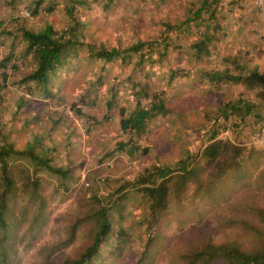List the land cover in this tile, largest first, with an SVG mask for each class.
<instances>
[{
	"label": "rangeland",
	"instance_id": "obj_1",
	"mask_svg": "<svg viewBox=\"0 0 264 264\" xmlns=\"http://www.w3.org/2000/svg\"><path fill=\"white\" fill-rule=\"evenodd\" d=\"M34 2L0 0V29L19 24L35 27L44 21L63 29L74 15L83 24L84 40L120 47L138 38H155L159 47L164 46L159 40L164 24L175 26L196 4L194 0H42L35 10ZM71 3L73 15L66 11ZM214 19L217 28H209L212 39L206 56H195L190 47L201 38L204 24L170 29L165 53L155 46L148 51L151 60L145 58L141 65H135L136 54L102 63L90 58L81 45L51 76L48 97L35 93L29 83H20L30 64L29 54L18 58L16 70L12 69L15 59L0 65V142L7 135L22 149L38 139L54 161L70 160L72 165L64 181L56 174L42 173L41 213L36 211L39 196L16 194V205L23 212L9 230L10 240L0 245L11 257V248L16 249L15 264H58V259L76 253L89 240V229L85 224L66 242L68 226L87 205L89 193L104 194L153 166L172 164L187 155L190 163L199 157L196 179L177 191L176 177L168 183V207L149 230L147 221L141 220L148 211L147 200L135 187L125 186L127 221L122 224L130 237L120 242L119 250L108 247L105 260L95 264H134L148 232L154 240L140 264H179L180 250L185 252L209 238L255 249L264 237V146L250 140L255 124L264 118V105L241 122L232 115L223 118L218 111L227 100L253 98L252 92L220 73L224 67L233 73L240 68L264 70V6L260 11L253 0H221ZM12 38L0 34V60ZM14 45L17 55L23 48L18 35ZM251 45L259 50L257 56L251 55ZM210 71L216 80L209 78ZM136 99L141 107L159 101L162 108L146 118L139 134H130L120 129L119 112L122 108L123 116L132 114ZM226 126L231 129L217 135ZM211 130L216 131V139L244 147L238 153L226 147L222 160L233 166L222 173L207 165L222 164L221 159L208 163L206 155L200 158ZM26 161L18 164L30 167ZM214 264L226 263L219 259Z\"/></svg>",
	"mask_w": 264,
	"mask_h": 264
},
{
	"label": "trees",
	"instance_id": "obj_2",
	"mask_svg": "<svg viewBox=\"0 0 264 264\" xmlns=\"http://www.w3.org/2000/svg\"><path fill=\"white\" fill-rule=\"evenodd\" d=\"M42 0H35V10ZM78 2L80 0H70ZM112 0H107L111 2ZM193 9H189L188 14L183 20L174 24H164L165 30L159 40L164 46L158 45L155 38H138L133 42H129L125 46H108L106 43L99 41L97 44L84 40V35L81 31L83 24L79 19L74 17L72 9L73 3L66 7V11L73 16L71 22L63 29H56L50 22L44 21L43 24L35 27L26 26L24 24L14 25L13 28L7 29L5 27L0 29V34H9L13 38L11 40L7 54L0 60V65L6 66L11 60L12 69L16 70L18 65V58L22 60L27 54L30 55V64L25 73L20 77V83H29L30 89L35 93H43L46 97L52 95L51 76L56 72L57 67L61 65L71 53H74L81 45L87 50L90 58L98 59L102 63L111 60L123 61L125 57H131L136 54L138 57L135 65H141L145 58L151 60V52L156 46L159 50L162 49L161 54L165 53L167 48V33L170 29L179 30L181 28H188L190 25L199 27L203 25L205 28L201 38H197L190 43V47L195 56H206L210 53L209 42L212 39L209 33V28L212 27L214 31L216 24H213L215 10L220 4L221 0H194ZM47 10L52 8V4L48 3ZM192 23V24H191ZM215 23V22H214ZM82 34H81V33ZM17 35L23 42V48L19 54L14 53V42ZM159 53V52H158ZM17 57V58H16ZM229 60H224L227 63ZM220 76L226 77L232 82L239 83L243 90L253 93V98L230 99L221 104L219 107V115L223 118L229 116L237 117L238 121H243L245 116L251 115L260 105H264V70H258L256 67L240 68L239 72L233 73L227 69L222 70ZM209 78L214 81L217 78L214 72L210 71ZM222 78V77H220ZM33 92V91H32ZM33 92V93H34ZM110 106V103H107ZM136 110L132 114L123 116V110L120 109L119 125L120 129L127 131L130 134H139L144 128L147 117L153 116L154 112L162 108V103H151L149 107H141L140 102L136 99ZM80 111L78 108H76ZM161 111V110H160ZM216 131L211 130L208 136V144L200 150V158L207 156L206 162L214 163L215 160L223 159L221 155L226 153V147L229 146L233 153H238L244 147L234 146L233 144L215 138ZM0 142V245L7 243L10 240V232L13 223L23 212L17 207L15 201L16 194H34L39 196L36 211H42L44 202L40 192L42 191V173L56 174L61 181L65 180L68 174L71 173V161L65 164L54 161L53 156L49 154L48 147L40 145L38 139L27 142L26 146L18 149L15 142L2 135ZM128 145V142H125ZM39 147V150L35 148ZM123 146V143L119 144ZM231 151V152H232ZM190 155L177 160L172 164H165L162 166H153L150 170H145L143 174L132 178L131 181H124L117 185V187L110 188L104 194L96 195L89 193L87 196L88 203L80 211L76 212L72 223L68 226V233L66 242L72 240L77 230L87 224L89 229V240L76 253L70 256H65L58 259V264H95V260L104 261L106 258V249L112 246L113 250L121 249L120 242L128 241L130 234L126 230L127 226H123L122 222L127 219L123 211V198H126L127 192L124 191L126 185L135 187L138 195L147 200V214L142 217V221H147L148 230L159 222L162 215L168 207L169 197V182L176 177L175 185L181 190L182 186L197 177V169L200 164L198 156L195 161L190 163ZM203 156V157H204ZM221 156V158H220ZM20 161L27 160L29 166L22 168L18 164ZM194 160V159H192ZM220 160V162H221ZM207 164L215 166L219 173L230 169L233 164ZM24 167V166H23ZM103 178L102 181L108 183ZM63 183H61L62 185ZM64 185V184H63ZM37 215L32 218L34 222ZM127 221V220H126ZM129 222H126L128 224ZM125 224V225H126ZM154 240V236L148 235L146 240L139 250L134 264H140L145 256L146 250L150 247ZM12 257L5 253V250L0 249V264H15L16 249L11 248ZM179 264H214L215 261L222 259L226 264H264V237L253 250H246L241 248L238 244L229 243H215L211 239H207L200 245H195L189 250L179 251Z\"/></svg>",
	"mask_w": 264,
	"mask_h": 264
},
{
	"label": "built area",
	"instance_id": "obj_3",
	"mask_svg": "<svg viewBox=\"0 0 264 264\" xmlns=\"http://www.w3.org/2000/svg\"><path fill=\"white\" fill-rule=\"evenodd\" d=\"M254 6L262 11L264 6V0H253ZM24 14H28L27 11L20 10ZM231 129V126H226L225 130H219L217 135H223L227 132L228 129ZM250 143L256 146H264V118L257 122L252 130Z\"/></svg>",
	"mask_w": 264,
	"mask_h": 264
},
{
	"label": "crops",
	"instance_id": "obj_4",
	"mask_svg": "<svg viewBox=\"0 0 264 264\" xmlns=\"http://www.w3.org/2000/svg\"><path fill=\"white\" fill-rule=\"evenodd\" d=\"M253 46H254V45H251V46H250V48H249L250 50H249V51H250V53H251L252 56H254V55L257 56V55L259 54V52H257V51H259V50H257L256 48H253ZM258 49H259V48H258ZM194 55H195V54H194ZM208 55H209V54H208ZM233 145L236 146L237 144H236V145L233 144ZM243 145H246V144H243ZM247 148H248V147H247ZM191 163H192V162H191Z\"/></svg>",
	"mask_w": 264,
	"mask_h": 264
}]
</instances>
